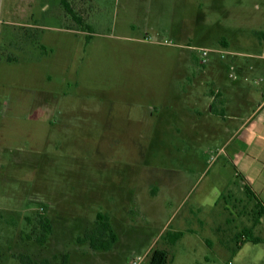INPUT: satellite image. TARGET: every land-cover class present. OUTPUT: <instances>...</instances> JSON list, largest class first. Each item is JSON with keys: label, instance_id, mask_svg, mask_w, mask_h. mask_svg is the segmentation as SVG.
I'll return each mask as SVG.
<instances>
[{"label": "rangeland", "instance_id": "374dc122", "mask_svg": "<svg viewBox=\"0 0 264 264\" xmlns=\"http://www.w3.org/2000/svg\"><path fill=\"white\" fill-rule=\"evenodd\" d=\"M66 1L81 24L34 0L31 26H13L29 0H0V264H148L153 249L168 264H264V227L236 252L264 214L219 153L241 108L218 87L227 30L264 32V0ZM48 90L54 132L34 120ZM98 212L118 236L107 253L83 241Z\"/></svg>", "mask_w": 264, "mask_h": 264}, {"label": "crops", "instance_id": "0c3cea01", "mask_svg": "<svg viewBox=\"0 0 264 264\" xmlns=\"http://www.w3.org/2000/svg\"><path fill=\"white\" fill-rule=\"evenodd\" d=\"M31 2L34 0L19 6L6 22L18 27L31 26L34 17L31 13ZM59 3H57L58 8H60ZM48 17L60 20V12L57 11L56 14L50 12L46 15V18ZM227 31L230 34L226 35L232 38L228 46L225 43L224 53L231 58L229 64L232 70L218 87L227 92L228 99L224 101L223 107H240L241 114L238 112V114L227 116L226 119L231 121L233 128L228 130L227 134L222 132L221 138L225 141L219 153L223 154L224 162L232 169V180H237L243 186V192H248V198L264 208V32L260 29H251L250 32ZM254 31H259V41L254 36ZM47 49L48 54L53 52V48L47 47ZM175 57L176 60L179 59L176 55ZM170 82L178 83L176 74H173ZM48 92H51V97H57L54 90H48ZM52 100H54L53 97L50 100L49 98L42 100L44 105L43 103L39 105L34 117L37 122L45 124L50 132L56 131L57 124L60 123V111L54 115L47 112L49 106L45 101ZM245 103L251 106L250 112L243 111ZM58 107L57 103L56 109ZM262 227H264V215L260 218L259 225L253 229L254 236L258 237L255 232L261 231Z\"/></svg>", "mask_w": 264, "mask_h": 264}, {"label": "trees", "instance_id": "16d2710c", "mask_svg": "<svg viewBox=\"0 0 264 264\" xmlns=\"http://www.w3.org/2000/svg\"><path fill=\"white\" fill-rule=\"evenodd\" d=\"M65 11L72 17V19L81 24V20L72 13L70 6L66 0H61ZM246 194L248 192L246 191ZM259 205V204H258ZM258 212V217H261L264 214V208ZM259 224V219L255 220L253 226ZM40 227L43 231V235L38 238L39 243H45L47 236L51 233V224L48 219H42L40 221ZM183 236L182 232H174L171 235H168V240L170 244H175ZM236 252L241 248L245 243L258 244L262 242V239L254 236L253 228L243 230L238 237ZM83 241L88 242L89 248L95 252H108L110 251L114 244L118 241V236L115 233L110 218L108 214L98 212L95 217L94 227L85 234ZM235 252V251H234ZM235 252V253H236ZM234 254V253H233ZM61 264H68V254L62 255ZM19 264H51L48 259H43L40 262H36L31 259L30 256L20 254L17 256ZM169 256L168 251L165 249H153L149 255L148 264H168Z\"/></svg>", "mask_w": 264, "mask_h": 264}, {"label": "built area", "instance_id": "2783aa9c", "mask_svg": "<svg viewBox=\"0 0 264 264\" xmlns=\"http://www.w3.org/2000/svg\"><path fill=\"white\" fill-rule=\"evenodd\" d=\"M202 55H203V56H205V55H206V52H203V53H202ZM231 70H232V69H231ZM140 261H141V259H140V258H138V259L136 260L135 264H138V263H140Z\"/></svg>", "mask_w": 264, "mask_h": 264}]
</instances>
